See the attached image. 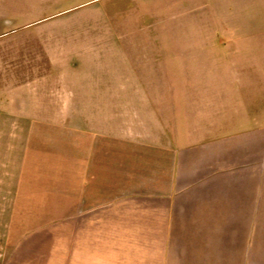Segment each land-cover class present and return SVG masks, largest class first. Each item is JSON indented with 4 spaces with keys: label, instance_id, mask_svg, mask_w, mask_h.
<instances>
[{
    "label": "crops",
    "instance_id": "1",
    "mask_svg": "<svg viewBox=\"0 0 264 264\" xmlns=\"http://www.w3.org/2000/svg\"><path fill=\"white\" fill-rule=\"evenodd\" d=\"M236 7L220 77L166 69L179 47H127L142 74L96 56L86 76L78 50L53 62L75 77L0 98V264H264V0ZM55 131L61 173L39 194L22 150Z\"/></svg>",
    "mask_w": 264,
    "mask_h": 264
},
{
    "label": "rangeland",
    "instance_id": "2",
    "mask_svg": "<svg viewBox=\"0 0 264 264\" xmlns=\"http://www.w3.org/2000/svg\"><path fill=\"white\" fill-rule=\"evenodd\" d=\"M237 1L0 0V98L15 92L28 97L39 78L75 77L77 68L59 70L53 62L67 61L69 52L78 50L86 55V76L98 74L89 67L96 66V56L116 55L112 61L116 72L125 75V56L134 54V68L142 74V52H126L127 47H179L170 53L175 58L166 69L179 76L220 77L223 64L237 60L236 50L243 48L235 47L222 29L223 18L237 13ZM106 47L116 52L106 53ZM96 62L102 63L101 74H110L107 57ZM25 102L31 109L28 98ZM49 134L47 139L39 133L32 143L36 149L32 147L29 154L22 150V156L37 161L39 194L61 173V145L67 133ZM46 198L39 195V203L47 202ZM53 200L60 204L61 196ZM48 226L52 223L44 227Z\"/></svg>",
    "mask_w": 264,
    "mask_h": 264
}]
</instances>
